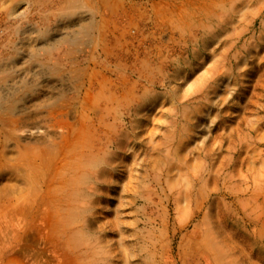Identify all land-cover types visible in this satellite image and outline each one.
Here are the masks:
<instances>
[{
  "label": "rangeland",
  "instance_id": "rangeland-1",
  "mask_svg": "<svg viewBox=\"0 0 264 264\" xmlns=\"http://www.w3.org/2000/svg\"><path fill=\"white\" fill-rule=\"evenodd\" d=\"M82 1L0 0V264H264V0Z\"/></svg>",
  "mask_w": 264,
  "mask_h": 264
},
{
  "label": "crops",
  "instance_id": "crops-1",
  "mask_svg": "<svg viewBox=\"0 0 264 264\" xmlns=\"http://www.w3.org/2000/svg\"><path fill=\"white\" fill-rule=\"evenodd\" d=\"M80 1L83 2L82 0H80ZM69 9H70L69 14H70V13H72V7H69ZM126 10H127V8H125V6L122 4V0H101V10H100L101 14H104V15L109 14V15L115 16L116 14H118V15L125 14ZM103 20H104V18H103ZM80 30L81 31L79 32V36H78L79 39L81 37H83L82 29H80ZM37 32H38V38H39V28L37 29V31L35 33L37 34ZM74 37H75V39L77 38L76 35ZM75 39L70 36V40H67L68 46H67V49H65V55H70V53L72 52L71 49L73 50L74 45L78 44V41H77L78 39H76V40Z\"/></svg>",
  "mask_w": 264,
  "mask_h": 264
},
{
  "label": "bare ground",
  "instance_id": "bare-ground-1",
  "mask_svg": "<svg viewBox=\"0 0 264 264\" xmlns=\"http://www.w3.org/2000/svg\"><path fill=\"white\" fill-rule=\"evenodd\" d=\"M35 1H36V0H35ZM29 2H30V1H29ZM32 6H33V5H32ZM32 6H31V7H32ZM22 8H23V7H22ZM35 8H36V7H35ZM14 9H15V8H14ZM31 9H32V8H31ZM15 10H16V9H15ZM12 13H13V12H12ZM14 13H15V12H14ZM17 13H18V12H17ZM20 13H21V12H20ZM30 14H31V13H30ZM33 16H35V13H33ZM68 16H69V15H68ZM74 17H75V16H74ZM15 19H16V18H15ZM21 19H22V18H21ZM23 20H24V19H23ZM88 20H89V19H88ZM26 21H27V20H26ZM83 23L85 24V22H83ZM88 23H89V25H90V24L92 25V24L94 23V20L92 19V21H89ZM89 25H88V26H89ZM91 25H90V27H91ZM90 27H89V28H90ZM91 28H92V27H91ZM17 29H18V28H17ZM29 29H30V28H29ZM31 31H32V30H31ZM84 32H85V31H84ZM84 32H83V33H84ZM86 32H87V31H86ZM86 32H85V33H86ZM85 33H84V34H85ZM84 34H83V35H84ZM85 37H86V36H85ZM75 40H76V39H75ZM74 42H75V41H74ZM70 43H71V42H70ZM72 43H73V42H72Z\"/></svg>",
  "mask_w": 264,
  "mask_h": 264
}]
</instances>
